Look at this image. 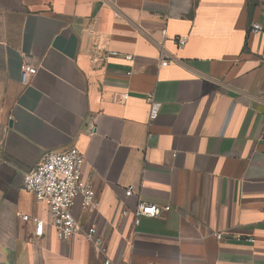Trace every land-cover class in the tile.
I'll use <instances>...</instances> for the list:
<instances>
[{
  "label": "crops",
  "instance_id": "0c3cea01",
  "mask_svg": "<svg viewBox=\"0 0 264 264\" xmlns=\"http://www.w3.org/2000/svg\"><path fill=\"white\" fill-rule=\"evenodd\" d=\"M70 148L97 209L64 240L23 178ZM90 226L117 264H264V0H0V264H103Z\"/></svg>",
  "mask_w": 264,
  "mask_h": 264
},
{
  "label": "built area",
  "instance_id": "2783aa9c",
  "mask_svg": "<svg viewBox=\"0 0 264 264\" xmlns=\"http://www.w3.org/2000/svg\"><path fill=\"white\" fill-rule=\"evenodd\" d=\"M262 30L260 24H253L252 31ZM186 37L178 39L179 45L186 43ZM162 57L161 66L169 64L167 54L163 51L164 45L161 43ZM128 59L132 55H127ZM37 67L28 61H23L21 66V83L27 85L36 75ZM127 96V95H126ZM150 120H155L159 116L162 103L149 97ZM84 156L77 148H70L65 151H48L44 154L41 162L33 169L25 172L23 178V188L32 193L36 199L44 203L49 209L50 225L54 227L60 239H69L82 229V223L73 213V206L78 196H81V205L85 210H96V191L90 182L83 176ZM133 189L127 190V195H131ZM171 210L170 205L160 206L153 203L142 202L135 210V223H139V217L158 218L163 213ZM21 218L25 221L33 219L35 221V235L42 236L45 228L44 219L31 217L23 214ZM87 240L93 242L101 255L103 264H117L108 256L107 248L102 244L94 226L88 227L85 234ZM217 238L223 237L222 232L216 233Z\"/></svg>",
  "mask_w": 264,
  "mask_h": 264
}]
</instances>
